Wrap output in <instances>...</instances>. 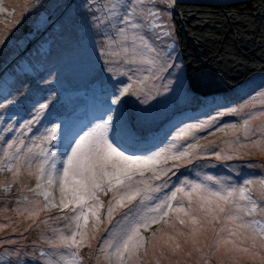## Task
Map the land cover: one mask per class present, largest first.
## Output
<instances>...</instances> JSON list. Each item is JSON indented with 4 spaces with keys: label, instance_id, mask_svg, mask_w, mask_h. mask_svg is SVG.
Listing matches in <instances>:
<instances>
[{
    "label": "rangeland",
    "instance_id": "rangeland-1",
    "mask_svg": "<svg viewBox=\"0 0 264 264\" xmlns=\"http://www.w3.org/2000/svg\"><path fill=\"white\" fill-rule=\"evenodd\" d=\"M237 1L242 0H144L141 8L159 13L158 17H145V29L141 30L147 36L144 43L155 49L150 53L139 34L132 43L108 26L116 0H0L4 9L0 12V220L5 222L0 223V264H8L9 256L18 251L35 260L32 264H69L73 259V249L53 247L61 235L70 234L71 222L64 217L72 215L71 209L45 207L46 194L56 204L61 194L57 186L49 187L40 180V168L44 167V175H51L55 160L60 170L69 142L101 123L100 118L107 114L112 118L109 138H116L126 154L173 145L183 149L192 143L198 144L202 155L207 152L206 158L194 159L174 168L175 174L153 180L154 186L164 187L152 194L155 199L148 202L150 205L183 182H187L186 191L195 183L219 191L241 187L248 180L253 181L248 185L251 195L264 204V117L250 122L252 131L247 138L242 127L250 113L262 110L264 73L227 92H192L172 23L178 2ZM127 35L131 38L132 33ZM152 56L157 60L155 68L144 62ZM161 65L166 67L157 71ZM128 85L129 94L118 97L116 92ZM117 99L121 104L114 102ZM41 102L47 105L43 111ZM110 108L119 111L109 112ZM197 124L206 127L201 130ZM52 127L57 131L55 139L49 141L45 137ZM185 131L188 137L175 139ZM13 141L16 143L10 150L6 144ZM254 141L261 147L254 146ZM17 147L19 153L15 152ZM8 152L13 155L6 158ZM216 153L236 158L217 160ZM206 176L221 183H212ZM111 195L100 196L105 204L102 219ZM182 195L178 194L174 207L188 209L187 200L181 202ZM125 211L115 212L111 223L100 225L90 246L80 249L83 264H109L98 251L108 235L104 229L111 230ZM176 214L169 213L142 230L145 249L153 234L159 235V229L174 226ZM253 218L264 220V214L258 210ZM10 221L16 223L13 232H8ZM24 221L27 224H22ZM144 256L139 253L135 264H146ZM112 264H116L114 258Z\"/></svg>",
    "mask_w": 264,
    "mask_h": 264
},
{
    "label": "snow or ice",
    "instance_id": "snow-or-ice-1",
    "mask_svg": "<svg viewBox=\"0 0 264 264\" xmlns=\"http://www.w3.org/2000/svg\"><path fill=\"white\" fill-rule=\"evenodd\" d=\"M143 3L144 0H116L111 10L113 19L108 26L113 27L117 35L123 36L125 41L131 39L132 43H135L139 34L141 44L152 53L155 49L150 43H144L147 36L141 30L145 29V17H158L159 13L145 11L140 7ZM3 10L0 6V12ZM129 32L132 33L131 38L127 35ZM128 62L135 63L134 60ZM144 62L155 68L157 60L155 56H152ZM164 67L166 65H161L156 70H162ZM159 78L156 77V79ZM130 88L131 85H128L118 90L116 95L118 97L121 94L128 95ZM114 102L121 104L119 99ZM46 107L47 105L41 102L40 110L43 111ZM261 109L250 113L244 120L242 127L246 138L252 131L249 128L250 122L264 117V104H261ZM111 111H119V109L110 108L109 112ZM100 119L101 123L90 130H85L69 142L60 170L57 171L55 160L51 162V175H44V167L40 168V180L46 182L49 187L57 186L61 194L59 204L50 200L49 195L46 194L45 200L48 203L45 207H59L61 211L71 209L72 215L64 217L71 222L70 234L61 235L59 241L53 244V247L73 249V259L69 264H83L79 255L80 249L90 246V241L94 239L100 225L105 222L111 223L114 213L124 208L127 211L116 221L113 228L104 229L108 235L98 249L109 264H112L113 258L116 264H129V262L135 264L134 258H138L139 253L147 255L148 250L144 247L146 242L142 230H148L152 224L164 220L169 213H183L185 217H188L194 226L191 229L194 237L204 230L205 225L211 227L212 232L218 237L217 247L231 244V248H226L229 254L244 253L255 258L259 248L262 253L259 264H264V220L253 218L258 210L264 214V204L251 195L248 185H251L253 181L248 180L241 187L228 186L219 191L212 190L201 183L189 185L190 190L186 191L184 185L187 182H183L170 194L160 198L159 202L150 205L148 202L155 199L152 194L160 192L164 187V185L154 186L153 180L168 176L169 173H173L174 168L191 163L194 159L206 158L207 152L205 151L202 155L198 151V144L192 143L183 149L173 145L171 148L152 150L149 153L126 154L127 150L117 142L116 138H109L108 133L112 126L111 115L107 114ZM195 127L203 130L206 126L197 124ZM230 127L236 128V125H230ZM56 131L57 129L52 127L50 135L45 139L49 141L55 139ZM188 135L189 132L185 131L179 133L175 139L179 140ZM15 143L13 141L6 146L11 150ZM253 144L261 147L258 141H254ZM15 152L19 153L20 147H17ZM50 154L53 157L56 155L54 152ZM10 155L13 153H5L6 158ZM43 155L47 157L49 153H43ZM214 155L217 160L236 158L233 155L224 156L220 153ZM169 161L172 163L169 164ZM205 179L212 183H221L211 176H206ZM40 187L41 184L38 183L37 188ZM109 192L112 193L111 199L107 204L106 215L102 219L101 210L105 208V204L100 196L107 195ZM178 194H183L181 202L187 200L190 205L188 209L174 207L173 202L177 201ZM192 205L195 206L192 207ZM90 219L91 228H89ZM185 222L183 218L179 219V223L185 224ZM216 225L219 227H215ZM225 232L229 237H237L240 245L243 246L219 236L220 233ZM154 239L155 234H153V241Z\"/></svg>",
    "mask_w": 264,
    "mask_h": 264
},
{
    "label": "trees",
    "instance_id": "trees-1",
    "mask_svg": "<svg viewBox=\"0 0 264 264\" xmlns=\"http://www.w3.org/2000/svg\"><path fill=\"white\" fill-rule=\"evenodd\" d=\"M172 23L192 92H227L264 73V0L178 2Z\"/></svg>",
    "mask_w": 264,
    "mask_h": 264
},
{
    "label": "crops",
    "instance_id": "crops-1",
    "mask_svg": "<svg viewBox=\"0 0 264 264\" xmlns=\"http://www.w3.org/2000/svg\"><path fill=\"white\" fill-rule=\"evenodd\" d=\"M194 206L192 205V207ZM181 207L187 209L185 206ZM189 207L190 205L188 204ZM180 218L186 221L185 224L179 223ZM24 222L22 224H27V221ZM12 224L15 226L9 228L8 232L17 229L16 223L11 222L10 225ZM172 224L174 226L168 225L166 226L167 229H159L160 236H155L154 241L153 237L149 240L148 254L144 256L146 264H259L262 255L259 248L255 258L244 253L229 254L226 252V248H231V244L217 247L218 237L212 232L211 227L207 225L204 226V230L199 235L194 237L191 233V229L194 226L183 213H177L174 220H172ZM215 227L218 228L219 226L216 225ZM219 236L231 239L240 245L239 239L237 237H229L227 232L220 233ZM4 247L6 248V246ZM18 253L13 252L9 256L8 264H11L12 260L17 259V264H24V262L35 263V260H31L27 254H23L20 251Z\"/></svg>",
    "mask_w": 264,
    "mask_h": 264
}]
</instances>
